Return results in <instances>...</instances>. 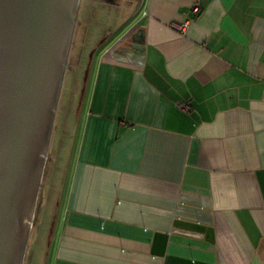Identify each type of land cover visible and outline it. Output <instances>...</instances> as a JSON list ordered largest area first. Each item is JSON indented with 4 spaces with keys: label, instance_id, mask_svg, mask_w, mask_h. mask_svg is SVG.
Returning <instances> with one entry per match:
<instances>
[{
    "label": "crops",
    "instance_id": "obj_1",
    "mask_svg": "<svg viewBox=\"0 0 264 264\" xmlns=\"http://www.w3.org/2000/svg\"><path fill=\"white\" fill-rule=\"evenodd\" d=\"M84 2L44 264H264V0Z\"/></svg>",
    "mask_w": 264,
    "mask_h": 264
},
{
    "label": "water",
    "instance_id": "obj_2",
    "mask_svg": "<svg viewBox=\"0 0 264 264\" xmlns=\"http://www.w3.org/2000/svg\"><path fill=\"white\" fill-rule=\"evenodd\" d=\"M82 0H0V264H24Z\"/></svg>",
    "mask_w": 264,
    "mask_h": 264
},
{
    "label": "rangeland",
    "instance_id": "obj_3",
    "mask_svg": "<svg viewBox=\"0 0 264 264\" xmlns=\"http://www.w3.org/2000/svg\"><path fill=\"white\" fill-rule=\"evenodd\" d=\"M88 6V3L84 2L82 4V11L80 15L78 14V23L75 31L76 35H74L73 38V47H71L69 56L70 59L73 58L76 53V50L79 48V38L82 36L85 28L89 24L88 19L86 17V8ZM92 27L94 28V26ZM91 42L92 41L87 40L86 45H92ZM64 82L65 85L60 97L58 112L55 119V126L53 129V135L51 140L52 145L51 149L49 150V157L47 160L45 174L35 212L34 225L32 227L31 234L28 240V247L24 264H44L47 242L49 241V236L51 234L52 229V222L55 217V203L58 197L59 189L61 188V183L59 187L58 185H56V183L59 179L60 181L63 179L64 172L66 171L68 157L69 154L72 152L71 132H74L75 130V122L78 116L77 107L79 105V90L78 92H76L77 90H75V93H77L76 96L71 94L70 97H68L70 91L69 87L71 86L69 76L66 77V80H64ZM67 109L69 110L68 115H66ZM66 118H69L67 120V129L64 131L63 139H61L62 126ZM61 140L63 141L61 142ZM50 156H52L54 162L59 161L58 168H56V171H54V174L52 175L53 179L55 176V184L52 187H50L49 184L51 176L49 175L47 177L48 171L51 168ZM53 179L51 181H53ZM45 213V217H42V215L44 216Z\"/></svg>",
    "mask_w": 264,
    "mask_h": 264
},
{
    "label": "built area",
    "instance_id": "obj_4",
    "mask_svg": "<svg viewBox=\"0 0 264 264\" xmlns=\"http://www.w3.org/2000/svg\"><path fill=\"white\" fill-rule=\"evenodd\" d=\"M193 11L195 12V13H199L200 12V6H199V4L198 3H195L194 5H193ZM186 27H187V23H184V24H182V26H181V29H186ZM177 106H178V108L180 109V110H182V111H186V112H188V111H191V105L188 103V102H182V101H180V102H177Z\"/></svg>",
    "mask_w": 264,
    "mask_h": 264
}]
</instances>
